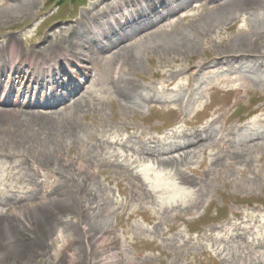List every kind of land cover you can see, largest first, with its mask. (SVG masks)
I'll use <instances>...</instances> for the list:
<instances>
[{
	"label": "rangeland",
	"instance_id": "rangeland-1",
	"mask_svg": "<svg viewBox=\"0 0 264 264\" xmlns=\"http://www.w3.org/2000/svg\"><path fill=\"white\" fill-rule=\"evenodd\" d=\"M20 1L0 0V45L66 43L89 69L74 105L0 119V264H264V0H89L42 29L47 0ZM122 8L166 18L125 47Z\"/></svg>",
	"mask_w": 264,
	"mask_h": 264
},
{
	"label": "bare ground",
	"instance_id": "bare-ground-1",
	"mask_svg": "<svg viewBox=\"0 0 264 264\" xmlns=\"http://www.w3.org/2000/svg\"><path fill=\"white\" fill-rule=\"evenodd\" d=\"M17 1V4L14 6V9H18V10H27L29 9L30 7V4L29 2H27V4L25 5L23 3V1H20V0H16ZM254 2V0H220L219 2V8L217 9V13L222 16L223 15H226V13L234 8H237V7H241V6H247V5H250ZM216 13V14H217ZM145 14V13H144ZM147 16H149L147 14ZM152 17V16H151ZM150 17V18H151ZM121 43H125V41H121ZM120 43V44H121ZM72 44V43H71ZM241 44L243 46H245L244 42H241ZM125 47H127V45L125 44ZM18 49H20V46L18 45L17 47ZM17 50V49H16ZM51 48H45L44 51H43V55L44 57H46L50 62H52V60L47 57L49 55V52H50ZM75 54L78 55V58H82V56L78 53L75 52ZM251 57V56H254L253 55V51H248V52H238V53H233V54H229V55H224L222 56L221 58H224V57H231L233 59H238V58H243V57ZM218 60H221V59H218ZM25 67H27L31 73H33L37 78H40L42 77V72L41 70H35L33 67H32V64H31V60H28V63H26ZM83 69H81L80 71L82 72ZM27 74L26 72L22 71V74ZM26 92L25 90H23V93ZM0 94H1V88H0ZM1 110V109H0ZM9 111H0V119L3 118V117H8V118H12L14 116L20 118L21 116V113H18L19 111L16 110L15 108H9L8 109ZM26 116H28L29 118L31 119H37L36 117V114L34 113H25ZM40 216L43 215L41 212H39ZM7 228H10V230L6 231L5 230ZM14 228V224H9V225H6V226H0V240L2 239V241H4L7 237H4L6 233L9 232L10 234V231L11 229ZM12 244V241L11 243Z\"/></svg>",
	"mask_w": 264,
	"mask_h": 264
},
{
	"label": "trees",
	"instance_id": "trees-1",
	"mask_svg": "<svg viewBox=\"0 0 264 264\" xmlns=\"http://www.w3.org/2000/svg\"><path fill=\"white\" fill-rule=\"evenodd\" d=\"M75 1H78L79 2V0H75Z\"/></svg>",
	"mask_w": 264,
	"mask_h": 264
}]
</instances>
